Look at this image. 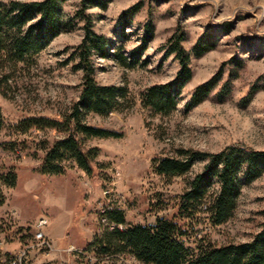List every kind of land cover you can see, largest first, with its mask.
Masks as SVG:
<instances>
[{
    "label": "rangeland",
    "instance_id": "obj_1",
    "mask_svg": "<svg viewBox=\"0 0 264 264\" xmlns=\"http://www.w3.org/2000/svg\"><path fill=\"white\" fill-rule=\"evenodd\" d=\"M0 1L8 5L12 0ZM106 2V7L88 9L93 30L108 39V56L92 57L95 78L126 88L128 101L120 111L86 116L90 123L124 132L118 138H85L87 146L98 149L94 174L74 159L63 161L65 173L42 174L45 154L65 133L22 126L29 117L60 116L79 98L84 71L76 67L75 54L85 34L84 21L76 16L81 0L63 3L64 28L45 49L19 62L9 71L8 81L0 75V216L6 223L8 248L34 243L37 222L47 219L44 230L57 246L43 249L44 240L35 236L31 264H143L128 252L99 256L90 248L110 225L103 221L107 206L123 213L126 225L121 228L154 224L158 217L177 219L186 224L182 240L192 248L201 241L224 245L252 239L264 222V173L252 181L240 173L232 215L214 224L206 206L219 191L218 180L190 215L178 211L190 180L204 170L205 161L197 160L185 174L171 177L155 172L153 166L155 160L181 157L187 149L216 153L234 143L264 149V0ZM137 2L141 6L131 23L122 26L120 16ZM149 19L155 25L154 37L141 47ZM178 29L185 34L187 50L205 32L216 44L202 56H191L193 77L178 96L177 107L162 114L144 104L142 95L149 86L174 79L180 63L173 54H165V44ZM234 58L241 67H235ZM222 64L219 85L204 101L187 108L194 88ZM233 68L238 73L232 75ZM230 76L231 92L220 100L218 91Z\"/></svg>",
    "mask_w": 264,
    "mask_h": 264
},
{
    "label": "trees",
    "instance_id": "obj_2",
    "mask_svg": "<svg viewBox=\"0 0 264 264\" xmlns=\"http://www.w3.org/2000/svg\"><path fill=\"white\" fill-rule=\"evenodd\" d=\"M65 1L12 0L8 5L0 1V75L3 82L8 81L9 71L15 69L19 62L45 49L50 40L61 33L64 28L62 6ZM106 5V0H81V7L76 12V16L84 21L85 29L84 38L75 54L78 59L76 67L84 71L79 98L60 116H33L22 124L40 129L53 127L65 133L54 141L45 154L40 168L42 174L65 173L63 161L66 159H74L87 173L94 174L99 167L96 159L98 149L87 146L85 138H118L124 135L121 130L86 120L89 113L107 115L120 111L122 104L128 101L126 88L101 84L95 78L92 57L95 54L108 56V39L93 30L92 15L88 9ZM140 6L141 3L137 2L124 10L119 19L122 26L131 23ZM144 28L141 47H146L154 37L153 20L149 19ZM184 39V32L178 29L165 44V54H173L180 63L174 79L167 83L153 84L142 95L144 104L156 112L169 114L177 107L178 96L193 77L191 56H202L216 44L208 32L190 50L184 46ZM232 63L237 68L242 66L237 58ZM128 65H132L131 62ZM223 65L210 79L194 88L186 103L187 108L204 101L219 85L224 75ZM236 73L238 71L234 70L231 74ZM233 77L230 76L221 84L218 91L220 100H224L231 92ZM253 92L254 87L250 96ZM182 153L181 157L165 156L155 160L154 170L161 175L178 176L191 170L195 161H205L204 170L190 180V187L183 195V203L178 211L181 215H190L188 212L202 203L206 190L218 180L219 191L212 204L206 206L214 224H221L232 215L241 189L240 173L243 172L246 181H252L264 173V149H254L244 144H230L216 153L190 149ZM11 183L16 184L15 176L11 177ZM105 217L109 221V227L102 237L90 244V248L99 256L128 252L143 264H264V222L248 241L224 245L201 241L196 248H192L182 240L187 234L186 224L177 219L158 217L154 224H130L121 228L120 225H126L121 211L112 207L107 209Z\"/></svg>",
    "mask_w": 264,
    "mask_h": 264
},
{
    "label": "built area",
    "instance_id": "obj_3",
    "mask_svg": "<svg viewBox=\"0 0 264 264\" xmlns=\"http://www.w3.org/2000/svg\"><path fill=\"white\" fill-rule=\"evenodd\" d=\"M112 208L111 206H107L103 208V221H106L105 212L107 209ZM15 212L13 211L9 217L12 221ZM48 220L40 219L36 224V230L33 232L34 235V243L23 244L19 249H10L7 244L6 237V223L3 217L0 216V264H31V251L32 248L36 245L37 240L35 236L41 240H44L43 249L52 251L56 248L57 243L52 238L50 239L47 236L46 231L44 230L47 227Z\"/></svg>",
    "mask_w": 264,
    "mask_h": 264
}]
</instances>
